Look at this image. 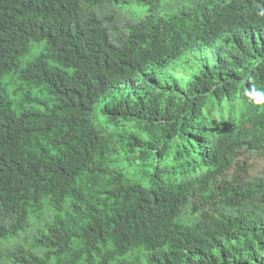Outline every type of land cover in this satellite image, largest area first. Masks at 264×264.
<instances>
[{"label":"trees","instance_id":"16d2710c","mask_svg":"<svg viewBox=\"0 0 264 264\" xmlns=\"http://www.w3.org/2000/svg\"><path fill=\"white\" fill-rule=\"evenodd\" d=\"M243 150L264 0H0V264H264Z\"/></svg>","mask_w":264,"mask_h":264},{"label":"rangeland","instance_id":"374dc122","mask_svg":"<svg viewBox=\"0 0 264 264\" xmlns=\"http://www.w3.org/2000/svg\"><path fill=\"white\" fill-rule=\"evenodd\" d=\"M140 12V8L137 6H129V11L126 13L136 16ZM43 44V42H41ZM41 47V44H32L30 53L26 56L31 58ZM113 129H116L119 133H123V130L131 129L130 126L126 125L125 127L120 123L118 126H113ZM119 139H122L121 137ZM235 164L236 170H230L226 174V178L231 180L234 178L235 173H240L242 175H248L251 177L254 176H264V152H253L249 150H243L241 155L237 158ZM242 167V168H240ZM246 173V174H245ZM34 219L31 218V222ZM30 230V229H29ZM26 231L24 234H21L13 239L6 240L2 242L3 247H11L15 244L21 243L22 238H26L28 241L31 240V232Z\"/></svg>","mask_w":264,"mask_h":264}]
</instances>
